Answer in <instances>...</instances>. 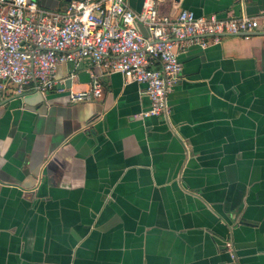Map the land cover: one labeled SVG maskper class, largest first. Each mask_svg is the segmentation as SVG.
Instances as JSON below:
<instances>
[{"label":"crops","instance_id":"obj_1","mask_svg":"<svg viewBox=\"0 0 264 264\" xmlns=\"http://www.w3.org/2000/svg\"><path fill=\"white\" fill-rule=\"evenodd\" d=\"M157 7L255 15L264 0ZM178 59L167 115L141 116L142 85L89 58L58 66L46 96L0 94V264H264V33ZM90 71L103 96L71 103Z\"/></svg>","mask_w":264,"mask_h":264},{"label":"built area","instance_id":"obj_2","mask_svg":"<svg viewBox=\"0 0 264 264\" xmlns=\"http://www.w3.org/2000/svg\"><path fill=\"white\" fill-rule=\"evenodd\" d=\"M257 32L264 33V10L218 17L187 9L161 14L157 0H143L139 11L127 0H71L61 10L36 0H0V94L46 96L64 81L56 77L58 66L89 58L104 74L118 72L142 85L150 103L141 116L167 115L168 96L182 78L181 52L223 34ZM89 76L86 89L69 88L71 103L103 96L99 75Z\"/></svg>","mask_w":264,"mask_h":264},{"label":"water","instance_id":"obj_3","mask_svg":"<svg viewBox=\"0 0 264 264\" xmlns=\"http://www.w3.org/2000/svg\"><path fill=\"white\" fill-rule=\"evenodd\" d=\"M176 3H180L181 0H173ZM69 81V80H68Z\"/></svg>","mask_w":264,"mask_h":264}]
</instances>
